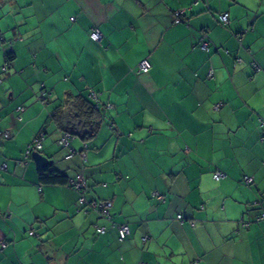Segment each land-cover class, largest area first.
Segmentation results:
<instances>
[{
    "label": "crops",
    "instance_id": "obj_1",
    "mask_svg": "<svg viewBox=\"0 0 264 264\" xmlns=\"http://www.w3.org/2000/svg\"><path fill=\"white\" fill-rule=\"evenodd\" d=\"M78 97L98 102L99 124L85 143L67 118L64 160L51 115ZM260 121L264 0H0V264H264V173L245 171L244 188L227 164ZM40 132L41 154L84 178L87 202L110 201V220L69 185L39 183L25 157Z\"/></svg>",
    "mask_w": 264,
    "mask_h": 264
},
{
    "label": "built area",
    "instance_id": "obj_2",
    "mask_svg": "<svg viewBox=\"0 0 264 264\" xmlns=\"http://www.w3.org/2000/svg\"><path fill=\"white\" fill-rule=\"evenodd\" d=\"M183 14L184 13L179 14L178 17H176V19L174 20L175 24L180 23L181 16ZM227 18H228L227 14H223V15H221L219 17V21L222 24H226L227 20H228ZM71 21H74V19L72 18ZM90 38L94 42L99 43L101 38H102V36H101V33L99 32L98 29H93L91 31V33H90ZM202 48L207 50L206 44H202ZM148 70H149L148 62L146 60H143L142 62H140V64L138 65V72H140L142 74H146L148 72ZM93 97L96 98L95 95H93ZM40 98H41V96H40ZM219 107H220V105L218 104V105H216L214 107V109H218ZM18 111L22 112L23 109H18ZM259 128L260 129H264V121H260ZM0 136L3 139H8V138H10V133L6 132V131H3V132L0 131ZM43 138H44L43 135H40V136H38V137H36L34 139L33 143L31 144V146L28 148V150L26 152V157L25 158L30 156L32 152H40V150H41V142H42ZM71 139H72L71 134L63 133L61 135V138L58 140V145L61 146L62 148L67 149L70 153H72V150L69 147ZM70 158H71V155L65 157V160H69ZM1 170H5V165L0 167V171ZM223 177H224V174H222L221 172H215L213 174V179L215 181H218V180H220ZM242 182H243V184L245 186H250L253 183V179L249 178V177H244ZM69 186L80 194V198L78 199V202H77V205H78L79 208L81 207L84 210H86V209L87 210L88 209L89 210H93L96 213H98L100 217H102L104 219H107V220H110V210L112 208V203L110 201H99V202L92 201V202H87L85 197H84V194H85V191H86L87 187H86V184H85V180H84V178L82 176L78 175V176H76L75 179L70 180L69 181ZM154 197L156 198V200L158 202H163L164 201V197L161 196V195L154 194ZM176 219L179 222H183L184 221V217L181 214L177 215ZM261 220H264V214H261V215H259L256 218V221H261ZM242 225H243V227H248L247 223L242 222ZM114 228L116 229V232H117L118 241L122 242L123 240H125L128 232H129L128 225L127 224H121V225L114 226ZM95 232H96L97 235H103L106 232V229L104 227H96ZM28 235L29 236H34V232L30 231L28 233ZM143 240L145 241L146 239L144 238ZM4 248H6V243L0 241V249L3 250Z\"/></svg>",
    "mask_w": 264,
    "mask_h": 264
},
{
    "label": "trees",
    "instance_id": "obj_3",
    "mask_svg": "<svg viewBox=\"0 0 264 264\" xmlns=\"http://www.w3.org/2000/svg\"><path fill=\"white\" fill-rule=\"evenodd\" d=\"M221 15H223V14H221ZM221 15L218 16V22H219V24L221 26L225 27L228 24V20H227L226 24H222L219 21V17ZM227 16H228V14H227ZM5 59H6V64H5L6 66L2 70V73H5L6 70H7V66L12 64V62L14 60V54L13 53L6 54L5 55ZM95 97H96L95 99L97 100V95L96 94H95ZM39 99H40V101H42V104H46V102H48L46 94L45 95L41 94V98H39ZM218 104L220 105V107L222 106L221 103H218ZM218 104H216V105H218ZM66 105H67V102L64 105L59 106V107H57L56 109L53 110V114L51 115V118H52L54 124L56 125V127L59 130L62 129L63 133H69L72 136V133L69 130L70 129L69 127L71 126V124H65L67 118L69 116H72L74 121L78 124L79 133H77V136L80 137L81 140L86 143L88 140H90L93 137V135L96 133L97 128H98V124H99L98 111H97V110H99L98 102H96V104L93 105V103H91V102H89L87 100L81 99L79 97L78 98H74L73 103L70 105V109L69 108L67 109V110H69L68 112H66V109H65ZM216 105H214V107ZM18 109H23V108L19 107ZM215 110H217V109H215ZM0 131L3 132L1 129H0ZM40 135H43L44 138H43V140L41 142V150H40V152H37V153H41V151H42V143H43V141L45 139V135H44L43 132H40L38 135H36V137H38ZM72 139H73V136H72ZM72 139H71V141H72ZM3 140H6V139H3ZM71 141H70L69 147L71 148L72 153H70L65 148H63V149L67 150L68 155H71V158H72L73 155H74L73 154L74 150L71 147ZM260 141L264 142V129H261ZM79 155H81V154H79ZM64 160H65V157H64ZM38 180H39V183L41 185H53V186L54 185H64V186H68L69 185V181L71 180V178H69L65 173L58 172L52 166H50L48 168H45V169L39 171ZM158 203H162V202H158Z\"/></svg>",
    "mask_w": 264,
    "mask_h": 264
},
{
    "label": "rangeland",
    "instance_id": "obj_4",
    "mask_svg": "<svg viewBox=\"0 0 264 264\" xmlns=\"http://www.w3.org/2000/svg\"><path fill=\"white\" fill-rule=\"evenodd\" d=\"M238 143V142H236ZM241 155L232 153V160L228 161L232 167L233 176H228L229 179H234L240 186L247 188L245 185L241 183V180L249 174H246L245 171H249V169H253L254 167H259L264 173V144H262L259 140V136L255 139L248 141L244 149H240ZM245 152V153H244ZM235 155V156H234ZM234 158V160H233ZM254 189V185L250 186ZM249 187V188H250Z\"/></svg>",
    "mask_w": 264,
    "mask_h": 264
},
{
    "label": "water",
    "instance_id": "obj_5",
    "mask_svg": "<svg viewBox=\"0 0 264 264\" xmlns=\"http://www.w3.org/2000/svg\"><path fill=\"white\" fill-rule=\"evenodd\" d=\"M31 160L34 162L37 170H43L52 166L53 161L48 160L44 157L41 153L32 152L31 153Z\"/></svg>",
    "mask_w": 264,
    "mask_h": 264
}]
</instances>
